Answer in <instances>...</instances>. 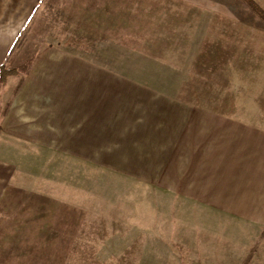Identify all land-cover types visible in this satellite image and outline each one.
<instances>
[{"label":"rangeland","instance_id":"rangeland-1","mask_svg":"<svg viewBox=\"0 0 264 264\" xmlns=\"http://www.w3.org/2000/svg\"><path fill=\"white\" fill-rule=\"evenodd\" d=\"M11 65L32 92L0 101V264H264L243 0H44Z\"/></svg>","mask_w":264,"mask_h":264},{"label":"crops","instance_id":"crops-1","mask_svg":"<svg viewBox=\"0 0 264 264\" xmlns=\"http://www.w3.org/2000/svg\"><path fill=\"white\" fill-rule=\"evenodd\" d=\"M43 1L44 0H0V67L4 64L7 69L14 68L12 67L13 65L8 66L9 58L14 51L13 46L15 42H20L21 36L31 24V21L41 8ZM255 2L264 10V0H255ZM21 79L19 75L8 77L6 85L0 86V101L6 99V102L9 100L12 104L16 102L22 91V89H20L16 93ZM252 135L251 137L257 138L260 141L257 147H248V150L255 151L253 159L252 155L249 154L251 157L249 161L253 160L257 164V175L261 173L264 174V131H255ZM260 217L261 219L264 218V211L261 216L258 215V218Z\"/></svg>","mask_w":264,"mask_h":264},{"label":"trees","instance_id":"trees-1","mask_svg":"<svg viewBox=\"0 0 264 264\" xmlns=\"http://www.w3.org/2000/svg\"><path fill=\"white\" fill-rule=\"evenodd\" d=\"M250 9L264 22V10L255 2V0H243ZM19 42H15L13 46V50L17 47ZM18 75V70L16 68L7 69L6 66L3 64L0 67V85L4 86L7 83V79L10 76ZM23 84V80H21L19 86L17 87L16 92H18Z\"/></svg>","mask_w":264,"mask_h":264},{"label":"bare ground","instance_id":"bare-ground-1","mask_svg":"<svg viewBox=\"0 0 264 264\" xmlns=\"http://www.w3.org/2000/svg\"><path fill=\"white\" fill-rule=\"evenodd\" d=\"M83 70H85V69H76L75 73L80 74L83 72ZM76 86H77V84H73L72 87L75 89ZM39 88L41 90H44V91H48L50 89V87L46 83H42V85H40ZM57 88H59V86H57ZM31 92H32V90L29 88V86H25L21 95L19 96L20 97L19 102L23 103V102L27 101V98L30 96ZM42 102H43V104L46 105L49 102V100L43 99ZM33 134L35 137H39V138L45 137V138H42V141H47L48 136H53V137L57 138L56 130H52V129L41 128L39 130L34 131Z\"/></svg>","mask_w":264,"mask_h":264}]
</instances>
